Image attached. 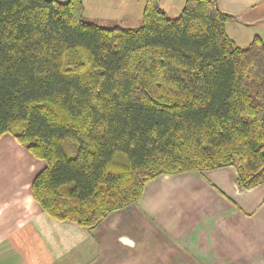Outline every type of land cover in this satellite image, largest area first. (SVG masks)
I'll return each mask as SVG.
<instances>
[{
	"label": "trees",
	"instance_id": "16d2710c",
	"mask_svg": "<svg viewBox=\"0 0 264 264\" xmlns=\"http://www.w3.org/2000/svg\"><path fill=\"white\" fill-rule=\"evenodd\" d=\"M217 0L137 28L89 22L84 0H0V137L45 163L33 200L95 230L161 176L234 167L264 184V40L228 34Z\"/></svg>",
	"mask_w": 264,
	"mask_h": 264
},
{
	"label": "crops",
	"instance_id": "0c3cea01",
	"mask_svg": "<svg viewBox=\"0 0 264 264\" xmlns=\"http://www.w3.org/2000/svg\"><path fill=\"white\" fill-rule=\"evenodd\" d=\"M217 2L235 16L227 32L240 47L264 40V0ZM44 167L0 137V264H264V184L240 190L234 167L152 180L137 204L92 232L51 219L33 200Z\"/></svg>",
	"mask_w": 264,
	"mask_h": 264
},
{
	"label": "rangeland",
	"instance_id": "374dc122",
	"mask_svg": "<svg viewBox=\"0 0 264 264\" xmlns=\"http://www.w3.org/2000/svg\"><path fill=\"white\" fill-rule=\"evenodd\" d=\"M65 2L66 0H60ZM161 6L172 19L177 18L186 0H160ZM85 17L89 22L110 28H137L142 24L143 0H84Z\"/></svg>",
	"mask_w": 264,
	"mask_h": 264
}]
</instances>
